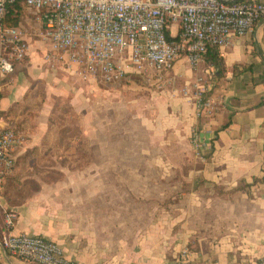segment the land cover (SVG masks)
Wrapping results in <instances>:
<instances>
[{"label": "crops", "instance_id": "1", "mask_svg": "<svg viewBox=\"0 0 264 264\" xmlns=\"http://www.w3.org/2000/svg\"><path fill=\"white\" fill-rule=\"evenodd\" d=\"M218 52L224 71L207 98L201 122L189 117L185 134L191 135L197 124L211 153L208 158L189 151L171 155L187 161L197 157L205 163L195 172L187 171L188 185L180 190L177 202L167 199L171 185L155 193L156 184L150 179L141 177L136 182L137 167H92L89 162L75 169L35 168L24 162V158L46 156L42 149L50 139L49 123L40 120L48 107L45 100L33 125L23 130L24 144L19 151L15 149L13 170L0 184L1 203L17 214L13 233L51 240L77 264H167L183 250L196 264H247L261 257L264 181L253 183L252 179L264 176L262 23L242 36H232ZM55 75L30 45L28 57L15 64L3 88L0 111L10 113L28 105L27 95L35 91L38 80L48 99L57 93ZM81 132L84 146L91 147L90 130L82 128ZM33 147L39 150L29 152ZM116 153L114 158H119ZM53 171H60L63 178L43 177ZM109 175L116 176V181H109ZM124 175H130L128 181ZM194 176L207 182L191 183ZM239 180L246 181L245 189L237 186ZM0 264L31 263L9 254L0 244Z\"/></svg>", "mask_w": 264, "mask_h": 264}, {"label": "rangeland", "instance_id": "2", "mask_svg": "<svg viewBox=\"0 0 264 264\" xmlns=\"http://www.w3.org/2000/svg\"><path fill=\"white\" fill-rule=\"evenodd\" d=\"M19 24L25 29L29 45L39 55L43 58H47L46 53L51 55L47 64L57 77L53 81L57 93H51L48 99H45L44 86L38 80L35 91L27 95L28 105L8 114L0 111V124L13 128L20 137L17 152L24 144L23 130L33 125L42 102H48L40 116L41 121L49 123L47 134L50 139L42 149L46 156L24 158V162L35 168L75 169L89 162L92 167H137L140 176H136V182L142 181L141 177L150 179L156 184L155 193L167 190L171 185V197L167 199L177 202L180 190L188 185L184 179L187 171L195 172L205 163L193 156L187 161L171 155L189 151L197 156L191 135L185 137L186 128L189 117L202 120L207 98L219 80L216 67L205 58L191 64L181 56L176 59L183 57L181 64L167 71L151 68L105 83L85 76L79 68L66 66L60 54L49 51V45L41 35L42 23L32 9L22 7ZM47 79L50 81V77ZM194 127L195 131L200 128L197 124ZM82 128L90 130L91 147L84 146L81 140ZM37 149L33 147L29 152ZM115 152L120 154L119 158H114ZM210 153L211 147L206 144L199 150L206 158ZM136 154L141 156L136 157ZM147 168L155 172L144 173L148 172ZM43 177L50 181L63 178L60 171L49 172ZM108 177L109 181H116V176ZM128 177L130 175H124V181H128ZM259 181H264V176L252 179L253 183ZM202 182L207 181L197 176L191 180L195 184ZM237 186L245 189L247 183L239 180Z\"/></svg>", "mask_w": 264, "mask_h": 264}, {"label": "built area", "instance_id": "3", "mask_svg": "<svg viewBox=\"0 0 264 264\" xmlns=\"http://www.w3.org/2000/svg\"><path fill=\"white\" fill-rule=\"evenodd\" d=\"M20 2L37 14L49 51L68 67L105 83L151 68L172 69L181 56L191 64L208 47H221L261 22L264 3L222 0H0V95L17 63L30 51L25 29L6 25V5ZM173 26L175 29H173ZM173 30V31H172ZM47 61L50 54L46 53ZM191 138L197 156L205 144ZM20 137L0 124V184L14 167ZM0 244L9 254L38 264H77L55 242L40 235L13 233L17 214L1 203ZM186 250L167 264H196ZM247 264H264V254Z\"/></svg>", "mask_w": 264, "mask_h": 264}, {"label": "trees", "instance_id": "4", "mask_svg": "<svg viewBox=\"0 0 264 264\" xmlns=\"http://www.w3.org/2000/svg\"><path fill=\"white\" fill-rule=\"evenodd\" d=\"M22 7H26V6L22 5L20 2H15V3H11V4L6 5V8H5L6 14L4 17V22L6 25H18L19 24ZM203 58H205V60L208 63H210L211 65L216 67V71H217L216 75L217 76L222 75V73L224 71V67H223L222 58L219 56V52H218L217 47H214V46L208 47L206 52L203 55ZM6 114H8V113H6ZM227 125H228V122L223 124L221 127H226ZM1 192L2 191H0V193ZM1 215H2V211L0 210V218H1Z\"/></svg>", "mask_w": 264, "mask_h": 264}]
</instances>
